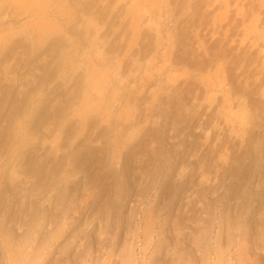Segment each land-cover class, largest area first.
I'll list each match as a JSON object with an SVG mask.
<instances>
[{
	"label": "rangeland",
	"instance_id": "rangeland-1",
	"mask_svg": "<svg viewBox=\"0 0 264 264\" xmlns=\"http://www.w3.org/2000/svg\"><path fill=\"white\" fill-rule=\"evenodd\" d=\"M0 264H264V0H0Z\"/></svg>",
	"mask_w": 264,
	"mask_h": 264
}]
</instances>
